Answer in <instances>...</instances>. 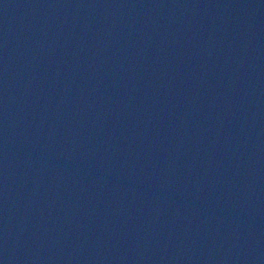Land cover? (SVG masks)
<instances>
[{
	"label": "water",
	"instance_id": "water-1",
	"mask_svg": "<svg viewBox=\"0 0 264 264\" xmlns=\"http://www.w3.org/2000/svg\"><path fill=\"white\" fill-rule=\"evenodd\" d=\"M0 264H264V0H0Z\"/></svg>",
	"mask_w": 264,
	"mask_h": 264
}]
</instances>
